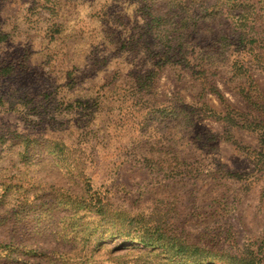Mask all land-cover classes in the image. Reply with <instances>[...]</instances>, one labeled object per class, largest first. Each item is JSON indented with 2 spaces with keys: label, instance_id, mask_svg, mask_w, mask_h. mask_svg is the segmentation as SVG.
<instances>
[{
  "label": "rangeland",
  "instance_id": "rangeland-1",
  "mask_svg": "<svg viewBox=\"0 0 264 264\" xmlns=\"http://www.w3.org/2000/svg\"><path fill=\"white\" fill-rule=\"evenodd\" d=\"M0 264H264V0H0Z\"/></svg>",
  "mask_w": 264,
  "mask_h": 264
},
{
  "label": "trees",
  "instance_id": "trees-1",
  "mask_svg": "<svg viewBox=\"0 0 264 264\" xmlns=\"http://www.w3.org/2000/svg\"><path fill=\"white\" fill-rule=\"evenodd\" d=\"M142 244H144V245H148L147 243H149L147 240H145L144 238H141L140 240H139Z\"/></svg>",
  "mask_w": 264,
  "mask_h": 264
}]
</instances>
